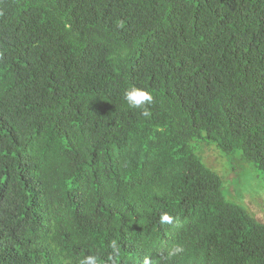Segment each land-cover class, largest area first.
<instances>
[{
  "label": "trees",
  "instance_id": "1",
  "mask_svg": "<svg viewBox=\"0 0 264 264\" xmlns=\"http://www.w3.org/2000/svg\"><path fill=\"white\" fill-rule=\"evenodd\" d=\"M237 155L264 174V0H0V264H264Z\"/></svg>",
  "mask_w": 264,
  "mask_h": 264
},
{
  "label": "rangeland",
  "instance_id": "2",
  "mask_svg": "<svg viewBox=\"0 0 264 264\" xmlns=\"http://www.w3.org/2000/svg\"><path fill=\"white\" fill-rule=\"evenodd\" d=\"M237 156L238 159L235 158L222 167L224 171L221 175L225 191L228 193L226 197L230 202L240 204L247 211H251L257 219L264 222V174L257 171L250 162ZM211 165L216 167L214 162Z\"/></svg>",
  "mask_w": 264,
  "mask_h": 264
},
{
  "label": "clouds",
  "instance_id": "3",
  "mask_svg": "<svg viewBox=\"0 0 264 264\" xmlns=\"http://www.w3.org/2000/svg\"><path fill=\"white\" fill-rule=\"evenodd\" d=\"M124 99L129 108L141 110L145 116L150 114L149 106L154 102V96L151 92L135 86L125 91ZM172 221L173 218L167 213L162 214L160 217L161 224H171ZM182 250V248L176 247L171 254L179 253ZM93 260L94 258L92 257H86L81 261V264H93ZM145 264H149V262L145 260Z\"/></svg>",
  "mask_w": 264,
  "mask_h": 264
}]
</instances>
